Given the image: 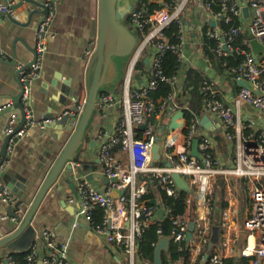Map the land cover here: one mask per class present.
I'll use <instances>...</instances> for the list:
<instances>
[{"label":"built area","instance_id":"obj_1","mask_svg":"<svg viewBox=\"0 0 264 264\" xmlns=\"http://www.w3.org/2000/svg\"><path fill=\"white\" fill-rule=\"evenodd\" d=\"M136 5L130 11L128 17L131 28L139 33L140 42L135 54L129 62L126 75L123 80L122 93H105L99 97L98 108L105 111L112 107H118L121 116L115 127V131L108 133L102 131L98 134V159L103 166V171L108 179H116L104 190L93 186L87 177L78 178L76 182L77 197H70L69 202L78 204V215L83 217L96 232L105 235L109 243L121 246L130 258L131 264L139 258L137 245L142 236L143 230L156 216L158 206L146 207L141 202L142 196L147 192V180H140V175L149 174L156 181V186L164 190L169 196L175 197L178 187L173 178L174 173H179L189 184L194 200L199 204V217L195 219V231L192 243L199 246L196 241V229L205 234L210 228L207 215L209 213L208 195L211 193L212 182L219 173L227 176H235L251 183V200L253 210L251 216L244 223L247 233L245 245L241 250H236L237 256L248 258V264H264V128L256 129L250 123L242 120L240 111L242 106H251L258 111L264 121V53L255 54L252 50L249 37L243 40L249 50L234 48L235 38L243 32L251 34L264 47V0H197L198 7L207 14L206 26H199L197 35L204 34L216 41L215 52L219 57H226L233 51L244 53L245 60L239 69L227 71V75L233 74L238 83H246L241 87L234 97L233 106L227 105L221 98L220 90L213 79L206 77L202 81L203 94V115L208 114L212 123H221L225 138L234 144L235 158L231 168L220 171L217 168L218 162L213 157V139L210 135L203 134L200 126V117H194L187 124L185 135V151H180L172 145H168L162 138L159 145V152L164 154L166 164L171 166H159L153 161L152 148L158 137L154 124L150 117L155 114L156 105L148 101L152 92L158 90L161 82L169 83L173 87L177 85L178 78L170 79L164 75L162 70V57L166 52L173 53L179 63L187 62V55L184 45L188 40V22L184 17L187 4L190 0H172L171 3H162V8L148 13L146 5L135 0ZM220 3V10L214 12V5ZM49 14L46 20L36 29V59L34 63L25 68V65L18 66L20 88L23 90L21 104L26 112V125L17 133L15 131L16 114H11L9 124L4 130V135H12L7 154L13 151L16 143L13 140L20 139L27 135L29 130L36 126L45 128L43 119H36L31 106L32 86L34 81L40 77L44 65V57L47 49L46 34L47 28L54 19V5L48 4ZM247 10V14L245 13ZM0 12H5L14 17L15 11L0 1ZM239 18L241 25L231 26L230 29H223L220 23H232ZM215 22V26H212ZM173 23L178 26L177 42H172L166 30ZM204 27L207 29L204 33ZM147 30V32H146ZM95 49L94 45L86 51V58L89 59ZM148 57L149 65H146L148 72L138 73L135 70L136 63ZM231 72V73H230ZM148 73V74H146ZM140 75L142 84L135 78ZM260 93V94H258ZM177 90L161 103L160 110L175 109L186 110V106L177 104ZM11 104L0 106V111L11 107ZM84 102L78 103L75 119L77 120L82 112ZM173 109V112L175 111ZM189 109V108H188ZM149 119L146 130L141 128ZM143 131V137H137V130ZM196 133L200 134L201 160L191 155L192 141ZM120 147V153H127L129 164H123L116 156L115 150ZM170 149V151H169ZM74 165L75 162H74ZM7 168V160L4 159L0 165V175L3 176ZM79 175H77L78 177ZM76 177V178H77ZM2 183L0 182V187ZM117 191L124 192L120 196ZM7 188L0 192V199L10 203L12 199ZM101 208L104 211V220L101 226H94L92 211ZM164 209V217L171 220L173 224V239L175 242H187L188 222L184 217L175 216L170 208ZM229 212L223 215L222 227L230 229ZM8 221L9 217H5ZM13 220V219H12ZM126 223L129 226L126 227ZM75 225V224H74ZM76 226V225H75ZM231 230V229H230ZM162 231L159 230V233ZM235 239L234 237H232ZM44 254L39 255L36 248L31 249L27 264H71L68 255V245L59 243L50 230L42 234ZM233 246L225 255L233 253ZM9 264H20L7 257ZM143 264L153 262L140 258ZM195 263V260L192 264ZM211 264H223L220 255L210 258ZM163 264H178L177 261H168Z\"/></svg>","mask_w":264,"mask_h":264},{"label":"crops","instance_id":"obj_2","mask_svg":"<svg viewBox=\"0 0 264 264\" xmlns=\"http://www.w3.org/2000/svg\"><path fill=\"white\" fill-rule=\"evenodd\" d=\"M21 2H23V5L15 11L13 18L20 23H26L28 20L29 4L25 3L24 0H10V5H16ZM53 5L54 19L47 28V49L44 65L40 72V77L34 81L32 86L30 103L36 119H44L49 110L55 112L57 109L60 111L64 109L62 106H58L59 96H57V93H60V89L65 83L70 84V88L73 90L86 85L88 66L91 58H86V51L94 43L96 48L98 38L99 0H56ZM184 17L188 22V40L184 45L188 60L179 65L177 85L181 87L188 67L201 69V60L206 56L202 49L203 36L201 34L197 35V32H199L198 27L200 25L206 26L208 24L207 14L202 12L198 7L197 0H190L188 2ZM41 18V15L34 16L28 28L19 27L7 20L2 22L0 19V41L3 55H5V59L2 58L0 61V106L12 105L13 101L11 97L20 92V85L17 81L18 66L26 65L33 59V53L29 52L25 45L28 44L32 48L35 47L36 29L40 25ZM13 44L19 55L17 67L5 62L6 58L8 59L12 54ZM125 66L126 62L122 61L120 68L123 72H126L127 67ZM203 72L207 77L215 81L220 90L222 100L227 105L233 106L234 97L239 91L238 88L236 89V87H240L239 83L233 77L216 73L210 63L209 70ZM122 82L123 77L114 86L112 91L104 92L119 94V86ZM177 92V104L181 102L180 105L186 106V109H188V102H185L182 96L179 98L181 92L179 90ZM65 99L69 104L73 103L70 99ZM85 100L86 90H83L80 92L78 101L75 103L80 104L85 102ZM99 110L98 108L85 146L75 160L76 165L74 167L75 169L78 168L76 170H80L79 174L64 173V176L75 183L78 178L90 177V182L93 186L104 190L112 182H105L108 178L105 176L103 166L98 159V134L102 131H107L108 133L114 132L121 112L118 107H112L105 111L102 110V113ZM178 112L180 111L175 109L174 112H170L169 117H163L160 114H153L150 117V121L154 124L157 133L162 132V141L166 134L163 143L166 141L168 145H172L174 148H178L181 145L184 146L185 131L188 124L187 120L178 119V124L176 123V126L170 129L173 116ZM11 114L17 115L15 127H18L22 123L19 110L0 117V148L5 137L4 130L9 124ZM202 116L203 113L200 116V120ZM240 117L243 121L254 125L256 129L264 128V121L260 113L251 106H242ZM69 129V125L64 128L60 124L56 125L53 129L41 128L36 125L32 127L26 136L19 139L13 151L6 158L7 168L3 175L7 182L9 184L12 182L20 187V185H29L32 181L36 180L35 186L37 188L42 181V177L50 168L55 156L59 155L70 139L71 133L68 131ZM201 131L203 134L210 135L213 139V151L218 162V170L224 171L231 168L234 164L235 148L234 144L225 138L221 123L217 121L213 130H208L201 126ZM116 156L123 164H129L127 153L117 152ZM160 162L164 163L163 166L166 167V159L162 153L161 159L157 161V164ZM77 175L79 176L77 177ZM217 176H220L226 182L225 196L228 199V206L223 215L225 212H229L231 215V230L228 228L224 229L221 222L222 233L220 242L225 247V252L233 245H235L236 250H241L245 245L247 237L243 225L251 216L253 210V202L250 196L252 185L247 180L235 176H227L224 173H219ZM144 180H147L148 186L156 188V185L151 180ZM11 192L9 190V193ZM187 192V206L183 217L188 222L189 233V225L196 219H192L195 212L193 206L194 204L196 205L198 217L200 208L199 204L197 205V199L196 201L194 200L192 190ZM22 193V189H20L19 195ZM35 193L33 190L29 195L31 199H28L30 202L27 208L30 207ZM157 194L158 192L155 190V199ZM70 197H75V195L70 189L69 183H61L58 191L50 194V196L48 195L42 202L30 230L18 240L10 243L6 248L1 249L0 256L5 257L7 254L25 250L33 239V247L38 250L39 255H43L45 252L42 234L45 230H50L54 233L59 243H66L68 245V255L71 264H131L130 258L121 246L109 243L105 235L96 232L83 217L78 215L79 206L78 204L70 203ZM10 203L13 204V200ZM10 203L0 199L1 237L6 235L5 225L7 220L5 217L8 216L7 210ZM192 239L193 237L188 239L187 234V254L177 260L178 264H192L194 260L196 261L200 257L201 251L198 250L199 246L194 245ZM227 239H229V242H226ZM133 264L143 263L138 258Z\"/></svg>","mask_w":264,"mask_h":264},{"label":"water","instance_id":"obj_3","mask_svg":"<svg viewBox=\"0 0 264 264\" xmlns=\"http://www.w3.org/2000/svg\"><path fill=\"white\" fill-rule=\"evenodd\" d=\"M5 5L10 9L16 11L20 9L23 5V2L16 5H10V0H3ZM56 0H24L25 3L29 4L28 11V20L26 23H20L15 18L9 16L5 12H0V19L2 22L6 20L10 23L16 24L19 27L28 28L32 22V19L36 15H41L40 23H43L46 20V17L49 14L48 4L53 5ZM133 5L131 0H99V28H98V38L96 43V48L89 61V69L87 74L86 85L80 86L77 90L70 88V84L65 83L61 87L60 93H57L59 96L58 106L63 107L64 109L60 111L57 109L55 112L49 110L44 119L46 123L44 124L45 128L53 129L56 125H62L64 128L70 126L68 130L71 133V137L68 140L65 147L55 156L53 159L50 168L46 174L42 177L40 185L36 188V180L32 181L29 185H20L16 186L12 182L9 184L4 178V175H0V182L2 183L0 187V192H3L5 188L11 190L9 197L13 200V204L10 203L7 213L9 220L5 225V233L3 237L0 236V250L6 248L13 241L18 240L31 228V224L35 218L36 213L41 207L44 199L50 194H53L58 191L60 184L69 183V187L72 190L75 197L78 193L76 191V183L66 179L64 173L67 174H79L80 170H76L74 167V162L78 158L80 152L85 146L88 133L93 125V120L98 110L99 97L104 91H112L114 86L121 80V78L126 75V72L122 71L120 68L121 62L125 61L126 66L129 64L130 60L133 58L137 46L140 42L138 33L126 25L125 21L128 18L130 11L132 10ZM247 14V10H245ZM212 26H215V22H212ZM250 44L252 50L255 54L264 53V47L254 38L253 35H249ZM26 49L33 53V59L28 64L25 65V68L30 67L35 59L36 52L35 49L25 45ZM2 52L1 41H0V61L5 57ZM8 57V56H7ZM132 57V58H131ZM18 52L15 49V45H12V54L6 58V63L11 66H18ZM5 59V58H4ZM146 65H149L150 60L148 57L145 58ZM201 69L202 71L209 70V62L206 61V58L201 60ZM126 69V68H125ZM139 80V84H142L140 75L135 76ZM111 79V80H110ZM17 81L20 85L18 71H17ZM56 86V84H54ZM241 87L247 86L246 83H239ZM86 90V100L82 112L77 120V124L73 123L75 119V113L77 111L78 104L75 103L78 101L80 92ZM59 92V91H58ZM260 94V93H258ZM23 96V90L20 88V92L12 96L13 101L12 106L6 108L3 111H0V117L9 114L15 110H19L21 115V125L15 128V133L20 131L27 122L26 112L21 104V99ZM65 98L70 99L73 103H68ZM55 103V102H54ZM183 119L186 120V114L183 111L178 112L173 116V122L171 128L173 129L176 126L177 120ZM149 119L144 125L141 126L143 130L147 129ZM178 124V123H177ZM200 126L208 130L215 129V125L212 123L211 118L208 114H204L200 120ZM180 127V126H179ZM182 127V126H181ZM162 132L158 134L157 141L152 148L153 161L152 166L156 164L157 161L161 159L159 152V145L162 138ZM12 135L5 136L3 143L0 148V165L3 160L8 157V148L10 146ZM19 139H14L13 143H17ZM94 143V141H93ZM200 145V134L196 133L192 141L191 146V155L199 160H201V153L199 149ZM180 151H185L184 146H179ZM170 167V164H167ZM64 177V178H63ZM62 178V179H61ZM173 178L177 187L180 190L190 191L191 188L183 176L179 173H174ZM90 180V177H88ZM116 179H106L105 182H113ZM20 189H22V194L19 195ZM34 190L35 197L29 208L28 204L31 199L29 195ZM117 193L122 196L124 192L117 191ZM16 197V198H15ZM29 197V198H28ZM153 206H158L159 209L156 212V216L153 218L152 222H157L158 220L164 217V209L161 208V199L159 195H156V199L151 201ZM13 219V220H12ZM129 226V223H126V227ZM195 231V223L191 222L189 225L188 239L193 237ZM34 245V239L30 242L28 247L21 252L14 253H24L30 251ZM220 245V235L219 228L213 227L211 240L208 244V253L204 257V261L209 259V253L211 252L213 246ZM171 246V239L168 237H160L158 240L155 251H154V261L153 264H163V254L169 252ZM140 244L138 243L137 248L139 249ZM12 254V253H10ZM5 255V264H9L7 257L10 255Z\"/></svg>","mask_w":264,"mask_h":264},{"label":"trees","instance_id":"obj_4","mask_svg":"<svg viewBox=\"0 0 264 264\" xmlns=\"http://www.w3.org/2000/svg\"><path fill=\"white\" fill-rule=\"evenodd\" d=\"M160 0H140V3H144L146 5V9L148 10V13H153L155 10H159L162 8V3L159 2ZM172 0H164V2L171 3ZM220 10V3H216L214 5V12H217ZM126 25H128L131 28L129 17L125 21ZM241 21L239 18H235L232 23L225 24L223 21L220 23L221 27L223 29H230L231 26H238L241 25ZM132 29V28H131ZM207 28L204 27V33L206 32ZM178 26L176 23H173L171 26L168 27L166 30L169 38L172 42H177V32ZM137 32V31H136ZM147 32V30H146ZM138 35H140L138 33ZM248 33L243 32L240 35H238L235 40L233 47L239 48L240 50H249V48L246 45H243V40H247ZM216 48V41L212 38H209L205 34L203 35V53L206 56L205 58L207 61H209L212 69L216 73H221L224 75H227V71H231L232 69H239V67L243 64V61L245 60L244 53H241L239 51H233L226 57H219L217 53L215 52ZM179 61L175 58L173 53L166 52L162 57V70L164 75L169 77L170 79L177 77L179 73ZM135 70L138 73L148 72V69L146 67L145 58L140 59L135 66ZM231 73V72H230ZM232 77L233 74L227 75ZM206 74L200 69V68H192L188 67L186 69V77L184 79V82L182 84V87L179 85H176L173 87L169 83L161 82L159 85V88L157 91L152 92L149 97L148 101H152L156 105L155 114H160L163 117H169L170 112H173V109L175 107H172L171 109H166L164 111L160 110L161 103L166 100L176 89L181 92V95H179V98L182 96L185 102H188L189 109L184 110L186 114V120L188 122V125L190 124V120L194 117H200L203 113V94L201 91L202 88V81L206 78ZM240 90V87H236V89ZM123 90V82L119 86V95ZM106 92H103L101 94H105ZM181 103V102H180ZM100 113H102V110H99ZM187 133V129L185 131V135ZM137 137L142 138L143 137V131L137 130ZM120 147L115 150V152H119ZM170 151V149H169ZM214 153V152H213ZM214 159L216 160L215 153L213 154ZM159 166H163L164 163L160 162L158 163ZM149 179L153 182V184H157L154 179L151 178L149 174H143L140 175V180ZM225 188H226V182L220 177L216 176L212 182V188L211 193L208 195V207H209V213L207 215V218L209 220L210 228L205 234L200 233V229H196L195 237L197 238L196 241L201 243L202 250L200 257L195 261L194 264H211L210 258L214 255H220L223 264H248L249 259L244 258L241 256H237L235 245H233V253L225 255V247L220 242L219 246H213L211 252L209 253V259L207 261H204L205 255L208 253V244L211 240L212 236V229L213 227L219 228V235L221 237L222 233V227L221 222L223 220V212L226 210L228 206V199L225 196ZM155 190H157L158 195L161 199V203L163 206L168 209L170 208L175 216L183 217L186 212V206H187V198H188V192L185 190L178 189V193L175 197L169 196L164 190H162L160 187L156 186H148L147 192L142 196L141 202L146 205V207H154L151 204V201L155 199ZM193 210L195 212L193 213L192 219L197 218L196 213V205L194 204ZM196 213V214H195ZM92 219L94 226H101L103 224L104 220V211L101 208H97L96 210L92 211ZM159 230L162 232L159 233ZM173 224L170 219L167 217H163L162 219L158 220L157 222L150 223L148 226H146L143 230L142 236L139 240L140 247L137 251V254L139 258L147 259L151 262L154 261V251L156 244L160 237H168L171 239V246L169 252H165L163 254L164 263H167L168 261H177L181 256L187 254V244L186 242H175L173 239ZM221 250L223 251L221 253ZM31 253L30 251L24 252V253H12L9 255L13 260H15L17 263L20 264H27L28 263V256ZM5 258L0 256V264H5Z\"/></svg>","mask_w":264,"mask_h":264},{"label":"rangeland","instance_id":"obj_5","mask_svg":"<svg viewBox=\"0 0 264 264\" xmlns=\"http://www.w3.org/2000/svg\"><path fill=\"white\" fill-rule=\"evenodd\" d=\"M131 2H132V5L133 6H135L136 5V1L135 0H131ZM199 28V27H198ZM132 58V57H131ZM131 61V60H130ZM127 70V69H126ZM166 121H168V120H166ZM165 138H166V134H165V136H164V138H163V141L165 140ZM249 187H250V185H249Z\"/></svg>","mask_w":264,"mask_h":264},{"label":"bare ground","instance_id":"obj_6","mask_svg":"<svg viewBox=\"0 0 264 264\" xmlns=\"http://www.w3.org/2000/svg\"><path fill=\"white\" fill-rule=\"evenodd\" d=\"M226 242H229V239H227Z\"/></svg>","mask_w":264,"mask_h":264}]
</instances>
